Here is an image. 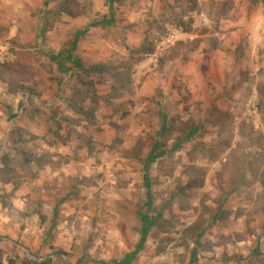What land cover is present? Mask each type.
Instances as JSON below:
<instances>
[{
  "label": "rangeland",
  "instance_id": "rangeland-1",
  "mask_svg": "<svg viewBox=\"0 0 264 264\" xmlns=\"http://www.w3.org/2000/svg\"><path fill=\"white\" fill-rule=\"evenodd\" d=\"M0 215V264H264V0H0Z\"/></svg>",
  "mask_w": 264,
  "mask_h": 264
},
{
  "label": "crops",
  "instance_id": "crops-1",
  "mask_svg": "<svg viewBox=\"0 0 264 264\" xmlns=\"http://www.w3.org/2000/svg\"><path fill=\"white\" fill-rule=\"evenodd\" d=\"M0 219L1 220H8V218L6 216H2L0 215ZM8 232H10V230H8ZM13 232L16 234V233H19L17 231V229L13 230ZM43 228L41 227H38V228H35L34 230H30V229H27V228H23L22 231L20 233H22L23 236H20L21 239H24V241L22 242V246L23 247H20V249H29L31 250L32 252L31 253H35L37 251V249H46L45 246H43L44 243L41 242V239L43 238ZM30 235H32V238H34V241H30V242H27L26 238L27 236L31 237ZM9 236V234H8ZM1 238H4L3 235L0 234V239ZM9 239V238H8ZM37 239L38 242H37ZM11 240L13 239H10L9 241L11 242ZM50 257V256H49Z\"/></svg>",
  "mask_w": 264,
  "mask_h": 264
},
{
  "label": "trees",
  "instance_id": "trees-1",
  "mask_svg": "<svg viewBox=\"0 0 264 264\" xmlns=\"http://www.w3.org/2000/svg\"><path fill=\"white\" fill-rule=\"evenodd\" d=\"M188 31V28L186 27V28H184L183 29V32H187ZM68 56V60L70 61V62H72V64L74 65V67H76V68H78L79 70H84V68H83V66H82V63L78 60V59H76V58H74L72 55H67ZM74 106V105H73ZM75 107V106H74ZM79 112V111H78ZM159 138H160V136L158 135V140H159ZM157 140V139H156ZM156 142V141H155ZM154 145H155V143H154Z\"/></svg>",
  "mask_w": 264,
  "mask_h": 264
}]
</instances>
